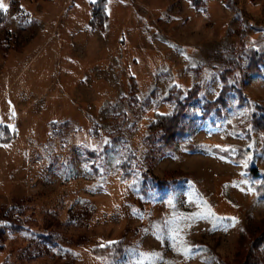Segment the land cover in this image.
Wrapping results in <instances>:
<instances>
[{
    "label": "rangeland",
    "instance_id": "obj_1",
    "mask_svg": "<svg viewBox=\"0 0 264 264\" xmlns=\"http://www.w3.org/2000/svg\"><path fill=\"white\" fill-rule=\"evenodd\" d=\"M98 1L0 0V264L264 260V69L238 84L264 52V0H106L102 27ZM231 58L225 106L207 109ZM180 106L187 136L146 160Z\"/></svg>",
    "mask_w": 264,
    "mask_h": 264
},
{
    "label": "trees",
    "instance_id": "obj_2",
    "mask_svg": "<svg viewBox=\"0 0 264 264\" xmlns=\"http://www.w3.org/2000/svg\"><path fill=\"white\" fill-rule=\"evenodd\" d=\"M194 6L200 7L202 5V0H190ZM228 7L232 8L234 7L233 0H225ZM105 4L106 0H100L96 3H94L93 6V20L92 22L95 24L98 22V24L102 27L105 22L107 21V15L105 13ZM248 65L241 76V79L239 81V85L241 86L244 82H247L251 77L259 76L262 73V70L264 69V52L259 54V52L250 51L246 53ZM242 60L231 58L229 61V64L226 66V69L224 70L222 74V80L224 82L225 88L220 95V97L215 101L214 103H209L206 105L208 108H213L214 106H219V104L224 102V96L225 92H228L229 88H232V86L229 84L228 76L241 69L242 68ZM240 86L238 87V102L239 105L242 107H246L248 109H251V104L247 101V97L243 94L242 90L240 89ZM199 91V88H194L190 91V96L187 98L188 101L194 99L197 96V93ZM183 105V104H182ZM180 110L178 109L173 115L171 116H159L156 121L150 126L149 128V136L147 138L148 143L155 144V140L159 139L162 143L159 147H153L147 152L146 160H150V158L153 157L154 153L164 151L165 149H171L174 146L178 144L179 139H184L187 134V126L185 125L184 121L182 120V115L185 109H182V106H180ZM260 111L263 113V116L257 117L252 116V122L254 126L259 129L260 131L264 132V110L260 109ZM12 140V137H6L5 139L1 138L0 136V142H9ZM123 140L119 137L114 138V149L112 151L109 149V155H116V153H119L122 149L120 146H122ZM190 145V144H189ZM154 146V145H153ZM190 147V146H187ZM124 148V147H123ZM190 149L194 150V148ZM125 153L124 156L120 158L118 161V166L124 173L125 179H130L133 177L135 173V163L136 160L135 156L128 150L124 149ZM230 159H232L235 162H240V156H232L229 153H223ZM250 173L253 176H260L262 173L258 171L256 168H252L250 170ZM263 175V174H262ZM264 177V175H263ZM258 189V188H257ZM264 197V196H263ZM3 230L0 228V251L3 250ZM254 251H261L264 252V232L259 235L254 240V245L252 249V253ZM250 263L249 264H261L264 260H255L253 258V254H250L249 256Z\"/></svg>",
    "mask_w": 264,
    "mask_h": 264
},
{
    "label": "snow or ice",
    "instance_id": "obj_3",
    "mask_svg": "<svg viewBox=\"0 0 264 264\" xmlns=\"http://www.w3.org/2000/svg\"><path fill=\"white\" fill-rule=\"evenodd\" d=\"M0 8H3L4 10H6V6L3 5V3H0ZM209 215H212L211 213H209ZM234 219V218H233Z\"/></svg>",
    "mask_w": 264,
    "mask_h": 264
}]
</instances>
